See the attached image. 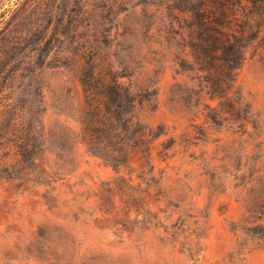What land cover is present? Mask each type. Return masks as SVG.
Wrapping results in <instances>:
<instances>
[{
	"label": "rangeland",
	"instance_id": "obj_1",
	"mask_svg": "<svg viewBox=\"0 0 264 264\" xmlns=\"http://www.w3.org/2000/svg\"><path fill=\"white\" fill-rule=\"evenodd\" d=\"M182 3L0 0V168L15 167L0 175V264H264L244 228L264 223L251 187L264 180H248L264 165V25L222 92L250 103L248 133L183 60ZM233 26L248 30L240 15ZM88 56L135 92L137 126L161 132L152 157L133 149L115 170L86 150ZM24 129L40 139L34 162L9 146Z\"/></svg>",
	"mask_w": 264,
	"mask_h": 264
},
{
	"label": "trees",
	"instance_id": "obj_2",
	"mask_svg": "<svg viewBox=\"0 0 264 264\" xmlns=\"http://www.w3.org/2000/svg\"><path fill=\"white\" fill-rule=\"evenodd\" d=\"M182 2L178 8L184 13L182 17L186 21V26L191 28V33L188 34L189 47L184 51L186 56L183 60L189 62V68L195 72L196 77H203L207 85L209 84V98L224 97L218 105L224 103L226 107L224 111L231 113V117L236 118L233 120L249 133L248 122L253 127L255 122L256 124L259 122V119L255 122L252 120L255 111L252 110L250 103L244 100L243 107L238 109L236 101L224 96L222 92L226 91L228 80L235 81V72L245 58L246 47L253 44L264 25V0H182ZM239 15L248 27L246 34L243 28L237 32L233 26L234 19ZM254 25L255 32L251 28ZM248 36L250 43H242ZM88 57L89 59L84 60L79 74L84 103L77 117V122L81 126L79 135L86 150L115 170L129 162L133 149L141 148L147 158L152 157L151 144L161 132L150 135L151 128L137 126L133 115H130L138 102L135 92L128 85L113 78L109 79L100 69H96L94 59ZM211 83L217 88L211 87ZM239 96L242 101L243 96L240 92ZM207 106L216 109L209 104ZM217 115L225 116L217 112L214 119H217ZM9 146L14 148L20 159L29 158L34 162V155L40 150V139L33 132L24 129L19 139ZM256 163L249 174L250 181L264 180V173L254 175V171H261L264 168L261 164L256 169ZM150 165L152 163H149ZM10 167L13 169L10 170L7 166L0 168V175L10 174L15 168ZM154 167L153 164L152 170ZM251 187L254 191H259L261 196L264 194L262 191L264 188H260L259 182ZM244 228L253 237L264 241V223L248 224Z\"/></svg>",
	"mask_w": 264,
	"mask_h": 264
}]
</instances>
